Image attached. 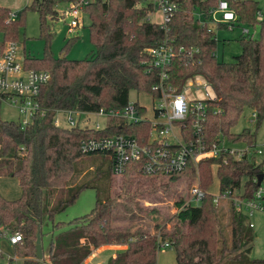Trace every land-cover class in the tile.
Instances as JSON below:
<instances>
[{
  "label": "trees",
  "instance_id": "trees-1",
  "mask_svg": "<svg viewBox=\"0 0 264 264\" xmlns=\"http://www.w3.org/2000/svg\"><path fill=\"white\" fill-rule=\"evenodd\" d=\"M75 0H33L18 15L0 5V33L3 43L17 41L25 29V14L29 10L39 13L41 37L46 42L43 57L26 54L28 69L47 70L50 81L40 93V103L46 115L33 118L23 128L19 121L0 117V177H16L21 196L15 200L0 192V238L3 233H19L18 256L24 264H82L93 249L103 245H124L126 249L111 256L108 264H157L158 253L165 241L171 243L178 264H264V259L249 256L253 231L247 215L230 203L229 227L224 221V210L215 206L213 159H203L198 165L190 162L180 173L149 174L143 170L144 158L131 159L122 177V184L114 196L111 185L113 172L111 151L84 154L80 145L84 139L117 134L136 137L140 144L149 139V120L127 122L111 119L101 131L81 127H55L52 120L57 110L93 112L100 108L121 109L129 104L131 91L147 92L158 81L156 71L147 73L146 49L161 44L166 36L174 48L169 69L170 81L182 90L186 82L196 75L202 76L214 90L211 106L219 107L222 114L210 112L206 125L209 141L220 134L233 141H255L254 134L244 129L232 132L245 110L257 111L258 122L264 119V19L256 21L259 10L257 0H230L239 24L261 26L260 36L242 34V53L232 62H223L216 56L218 40L194 18L192 9L198 8L208 16L218 0H180L181 7L170 23L169 31L145 19L149 9L135 7L137 0H107L90 3L85 12L91 20L89 26L93 50L86 58L55 57L51 50L52 32L46 24L47 16L55 6ZM226 26H221L225 29ZM77 39V38H74ZM74 39L67 42V46ZM138 113L146 107L136 104ZM259 125V124H258ZM260 173L248 161L230 159L217 172L219 193L236 187V178L253 179ZM200 177L206 194L198 206L182 209L185 199L176 202L179 212L167 223L156 224L160 235L147 230L145 216L156 210L139 205L138 199L150 197L170 184L187 178L192 185ZM96 188L98 193L93 210L68 226L51 241L49 259H38L36 241L43 238L45 218L53 220L55 214L66 210L80 193ZM256 185L251 183L246 192L252 196ZM54 199V201H53ZM48 203V205H47ZM124 222L125 224H118Z\"/></svg>",
  "mask_w": 264,
  "mask_h": 264
},
{
  "label": "built area",
  "instance_id": "built-area-1",
  "mask_svg": "<svg viewBox=\"0 0 264 264\" xmlns=\"http://www.w3.org/2000/svg\"><path fill=\"white\" fill-rule=\"evenodd\" d=\"M94 1L98 0H75L66 3L64 10L61 11L60 20L70 19L68 24L70 33L84 26L85 8ZM229 1L218 0L216 5L209 10L207 17H205V12L198 8L192 9L191 13L200 25L213 33L215 32L214 28L221 29V26H226L225 29L230 30L237 25L243 26L244 24H239L237 14L230 7ZM135 7H147L149 12L145 19L159 25L167 32L170 29V23L181 7V1L137 0ZM157 13L160 15V19L153 20L152 16ZM12 16L15 17L16 14H12ZM263 19L264 14L259 9L256 21L260 22ZM255 25L252 26L255 27ZM242 34L255 38L256 31L252 33L249 28L244 27ZM146 53L148 54L147 73L155 70L158 77V81L152 87L157 96L151 95L155 101L154 118H149L147 112L140 115L136 107L137 103H129L121 109L100 108L93 112L60 109L56 111L52 125L65 128L81 126L83 129L101 131L108 126L111 119H122L129 123L149 120L151 128L148 142L145 144H140L135 136L124 134L93 137L82 141L80 149L84 154L98 151L112 152L113 172L116 176L124 174L131 159L144 158L143 170L146 173L162 172L165 175L180 173L188 167L190 162L198 165L201 160L208 158L214 160L213 172L214 170L218 172L219 167L222 164H227L230 159L248 161L254 167L259 168L260 173L253 179L246 176L236 178L238 191L234 188L219 193L218 196L214 195L213 202L215 206H219L222 199L229 200L236 210L247 215L248 218L255 212L264 213V159L258 160V157L263 154L262 149L257 148L255 141L252 143L248 141L236 142L221 134L215 140L209 141L206 134L208 116L210 112L215 115L222 114L219 107L211 106L210 100H214L215 97L211 98L207 93L208 96L204 99H189L184 89L180 91L172 84L169 69L174 48L168 36L158 46L147 48ZM50 79L51 73L47 70L26 68L20 55L19 42L7 41L0 45V100L9 102L19 110L22 116L19 122L23 128L31 124L35 116L46 115L47 111L42 107L39 97L42 87ZM100 118L107 119L104 126H101ZM252 118L257 120V111L252 112ZM242 143L246 144L245 148H234V145ZM260 174H262L261 181L259 180ZM251 183H254L256 188L252 192V196L247 197L246 192ZM205 194L206 191L202 188L198 177L191 185L182 209L198 206ZM249 226L254 228V224L251 222ZM3 236L12 246L22 240L19 233L4 232ZM171 246L169 241H165L161 245L162 248Z\"/></svg>",
  "mask_w": 264,
  "mask_h": 264
},
{
  "label": "rangeland",
  "instance_id": "rangeland-1",
  "mask_svg": "<svg viewBox=\"0 0 264 264\" xmlns=\"http://www.w3.org/2000/svg\"><path fill=\"white\" fill-rule=\"evenodd\" d=\"M33 0H0V5L7 7L11 10L12 14H17L25 6L31 5ZM259 2V9L264 14V0H257ZM67 4H60L55 6V11L53 14L47 16L46 24L52 32L51 38V50L55 57H60L64 52L69 59H83L86 58L89 53L93 50V45L90 40V29L91 20L87 14L84 17V26L78 28L75 32L70 33L68 24L70 22L69 18L65 20H60L62 17L61 11L64 10ZM153 20H159L160 15L154 14L152 16ZM249 28L253 33L256 31V36H260V25H237L234 26L232 30L230 29H220L214 28L216 36L218 39V45L216 48V56L218 60L223 62H232L236 56L242 53V28ZM77 38V39H74ZM74 39L72 43L67 46V42ZM3 43V35L0 33V45ZM46 47L45 40L41 37L40 28V18L39 13L36 10H29L25 14V29L21 34L20 38V55L24 60L25 55L31 54L35 57H43L44 50ZM206 80L200 76L196 75L190 79L184 85L183 89L185 94L189 99H204L208 95L211 98L215 97L214 90L211 86H207ZM208 93V95H207ZM129 103H139L140 105L146 107L147 116L149 118H154V108L155 101L151 94L147 92H137L131 91L129 96ZM0 117L7 121H19L22 116L17 108L11 105L7 101L0 100ZM95 120V118H92ZM92 120V122H94ZM101 126L107 123V119L100 118ZM259 124V125H258ZM92 125V123H91ZM81 127V126H80ZM244 129H248L255 136V145L257 148L262 149L263 154L258 157V160L264 159V119L258 122L252 118V112L245 110L240 116L236 126L232 128V132L235 134H240ZM246 144H236L234 148L242 149L245 148ZM114 183H112L111 192L114 194L120 190L122 184V177H113ZM200 178V177H199ZM201 181V180H200ZM191 183L187 178H184L175 184H170L166 189H160L159 193L152 195L150 197H144L138 199L139 205L147 209L156 210L152 215L145 216V222L147 230L153 234L160 235L159 229L155 226L163 225L167 223V229L171 228L168 219L175 213L179 212V206H176V202L180 199H185L188 197L189 189ZM238 191L237 186L235 187ZM0 192L1 194L9 199L15 200L21 196V188L16 177L1 178L0 179ZM209 192L216 196L219 195V179L217 176V171L213 172V184L209 187ZM96 188H88L83 190L79 197L74 203L69 205V207L55 214L53 220L48 218L44 219L42 230V248L43 257L49 259V249L52 239L62 232H65L66 228H57L55 225L62 223L68 226V223L80 218L88 213H90L96 205L97 201ZM54 201V199H53ZM230 201L226 199L221 200V204L217 207L224 210V221L226 224L227 232L229 233V208ZM48 205V203H47ZM178 208V209H177ZM249 221L254 224L253 230V240L251 242L252 250L249 254L252 258L264 259V213L255 212L251 215ZM118 224H125L120 222ZM15 247V250H14ZM17 246H12L9 241L4 238H0V250L2 254L0 255V264H24V259L18 256ZM126 249L124 245H106L104 248H99L95 250L89 257L85 259L82 264H108L109 258L118 252ZM12 258V259H11ZM157 264H178L176 260V254L173 248L163 247L158 253Z\"/></svg>",
  "mask_w": 264,
  "mask_h": 264
},
{
  "label": "water",
  "instance_id": "water-1",
  "mask_svg": "<svg viewBox=\"0 0 264 264\" xmlns=\"http://www.w3.org/2000/svg\"><path fill=\"white\" fill-rule=\"evenodd\" d=\"M63 56V54H62ZM262 179V174L259 175V180L261 181ZM36 256L38 259L43 258V248H42V240L40 234H38V238L36 241Z\"/></svg>",
  "mask_w": 264,
  "mask_h": 264
},
{
  "label": "crops",
  "instance_id": "crops-1",
  "mask_svg": "<svg viewBox=\"0 0 264 264\" xmlns=\"http://www.w3.org/2000/svg\"><path fill=\"white\" fill-rule=\"evenodd\" d=\"M2 6V5H1ZM1 178H10V177H0V179ZM15 178V177H14ZM17 179V178H16ZM17 181H18V179H17ZM220 189V188H219ZM186 199V198H185ZM185 201V200H184ZM183 205V204H182ZM183 207V206H182ZM178 209V208H177ZM247 222H248V224L250 223V221H249V218H248V220H247ZM253 229V228H252ZM253 231V230H252ZM106 245H103V246H101V247H99V248H104ZM126 247V246H125ZM99 248H97V249H93V252L95 251V250H99ZM14 250H15V247H14ZM92 252V253H93ZM113 256H115V255H113Z\"/></svg>",
  "mask_w": 264,
  "mask_h": 264
}]
</instances>
